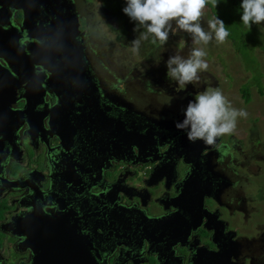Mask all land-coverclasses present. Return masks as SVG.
<instances>
[{
    "label": "flooded vegetation",
    "instance_id": "flooded-vegetation-1",
    "mask_svg": "<svg viewBox=\"0 0 264 264\" xmlns=\"http://www.w3.org/2000/svg\"><path fill=\"white\" fill-rule=\"evenodd\" d=\"M74 4L84 33L82 41L77 38L80 44H74L76 55L84 62L80 70L84 75L81 82L85 87L86 81L93 80V85H88L85 93L78 94L75 91L78 79L69 74L67 88L62 89L65 98H62V107H66L62 113L71 131L59 130L57 123L55 129L67 137L70 153L60 157L62 163L58 166L62 152L58 153L56 149L59 144L56 135L33 133L35 139L31 141L26 121L14 133L9 128L7 144L0 145V222L5 218L9 221L24 210L16 207L23 196H34L30 202L42 206L43 211L52 209L56 204L52 193L58 191L50 186L53 180L59 181L57 175L69 183L57 200L76 206L80 199L71 188L75 184L74 170L80 171L77 176L84 188L80 196L89 198L104 224L105 232L100 230V236L94 241L93 254L97 264H193L197 260L200 264L209 260L212 252L219 253L220 263L224 264H264V216H260L261 208L256 201L262 186L251 175L254 170L256 173H253L259 175L263 164L258 149L253 148L245 154L243 140L236 134L225 135L211 146L202 141L190 142L185 130L180 136L175 125L184 119L188 102L194 100V85L189 84L181 90L175 82H163L148 73V67L113 68L108 65L92 39L89 20L81 8L82 1L74 0ZM11 20L19 27L22 14L15 12ZM18 33L16 31L15 35L18 44L25 46V34ZM5 53L3 51L0 56ZM36 69L38 75L44 73L38 67ZM23 78H26L25 73ZM27 79H24L26 85L38 91L40 78L29 73ZM0 87L6 88L1 79ZM23 87L18 90L17 98L24 93ZM56 94L57 91L52 94L46 91L43 106L36 111L52 116L59 113ZM23 107L24 102H18L15 109L22 110ZM99 118L106 122L104 128L111 125L108 135L112 136H105L106 131H101L97 122ZM47 123L45 118L42 122L45 131L50 130ZM163 127L175 131L162 133ZM253 131L254 128L250 131L249 142L243 141L246 147L252 144ZM42 135L46 136L49 146L42 141ZM0 140H3L1 135ZM150 160L156 163L148 164ZM71 165L74 169L67 175L70 177L62 178ZM156 167L159 168L149 181L148 177ZM186 167L192 170L186 187V192L189 187L191 198L180 202L184 210L174 220L162 223L155 235L145 227L142 217L147 215L158 219L166 214L155 202L167 189L166 184L161 181L155 187L156 183L163 176L181 181ZM107 169L110 170L108 179ZM102 171L105 177H102ZM118 180L120 182L116 183ZM173 182L169 181L171 187L164 200H171L175 195ZM193 183L196 187L199 183L202 188L198 186L197 189ZM109 189L111 197L100 195ZM37 191L42 195L37 197ZM120 192L128 197L117 199ZM2 206L5 207L3 212ZM199 217L201 222L197 220ZM141 223L142 227H139ZM17 243L0 248L1 264L29 261L30 252L22 253L23 249ZM8 246L12 254L14 250L19 251L14 253L13 260L4 253Z\"/></svg>",
    "mask_w": 264,
    "mask_h": 264
},
{
    "label": "water",
    "instance_id": "water-1",
    "mask_svg": "<svg viewBox=\"0 0 264 264\" xmlns=\"http://www.w3.org/2000/svg\"><path fill=\"white\" fill-rule=\"evenodd\" d=\"M15 12L22 14L19 27L14 25L11 20ZM78 15L74 0H0V54L3 51L7 52L0 56L2 61H0V79L6 87L5 89L0 87V135L3 136V140H0V145L7 144V134L11 132V129H13L14 133V130L18 129L26 121L30 135L28 138L31 141L35 139L33 133L41 132L48 133L49 136L56 135L59 142L56 149H58V153L62 152L59 155L58 166L62 163L60 157L67 155L68 152L70 153V149L66 145L67 137H65L64 133L56 132L55 129L57 123L59 130L62 129L66 133L71 131L67 127L65 115L62 113L64 108H66L65 106L62 107V98L65 99L62 97L64 95L62 89L67 88L66 84L69 74H74L75 78L78 79L75 89L78 94L85 93L87 86L93 85V80L91 82L86 81L87 86L85 87H83L81 82V76L84 75H81L80 70L84 62L81 56L76 55L74 48V44H80L77 40L82 41L84 37V33L80 29L81 25ZM16 31L17 33L20 31L18 34H25L24 39L28 44H26L27 42H23L25 46L18 44V38L15 37ZM37 67L44 72L41 73V76L36 73L38 71ZM63 67H67V70H63ZM51 68H53V71H51ZM24 73L26 78H23ZM29 73L40 78L38 91L35 87L32 90L29 85H26L27 83L24 79L28 81L27 74ZM50 73L51 77H49ZM95 86L97 85L95 84ZM22 87L24 93H21L19 98H17L18 90L22 89ZM46 91L50 94L57 91L56 96L59 99L57 107L60 109V112L57 113L58 117L57 114L53 116L41 115L36 111L43 106V94ZM18 102H24L22 110L15 109ZM33 117H36V119H33ZM45 118L50 129L48 131H45L42 125ZM97 122L101 131H106L105 136H109L108 132L111 130V125L106 129L104 128L106 122L102 118H99ZM161 131L163 133V131L174 132L175 130L174 128L163 127ZM176 131L181 136L182 130ZM105 136L101 138V144ZM182 136L185 135L183 134ZM42 139L49 146L46 136L42 135ZM124 140L125 136H123ZM183 162L187 165L185 161ZM155 163L156 161L151 162V160L148 162V164ZM159 167L153 169L148 177L149 181L155 176V172ZM73 169L71 165L64 176L61 175L62 173L59 170L58 172L62 178L70 177L67 175ZM73 172L75 184L71 188L74 189L76 194H79L78 199H80L76 202V206L61 199L57 200L62 190L69 185L66 180L59 179L57 175L56 177L59 181L53 180L54 183L50 186V189L58 191L57 193H52V198L56 201L52 209L50 208L47 212L43 211L42 206H37L34 202H30L29 199L34 196H23L16 207L17 210L20 208L24 210L9 221L5 218L0 222V230L18 240L17 246L23 249L22 253L30 252L29 261L20 264H97L96 257L93 254L94 241L100 236V230L105 232L104 224L100 220L99 214L95 212L96 209L90 204L89 198L80 196L84 189L81 186V179L77 176L80 171L77 173L73 170ZM109 172L110 170L107 169V179ZM191 172V167H186L183 172L184 177L179 182H176L177 178L170 180L168 176L158 179L155 187L158 186L159 182L163 181L167 189H164L165 192L155 202L161 205L166 214L158 219L150 218L147 215L142 217L143 221L146 222L145 227L154 231L155 235L159 233L162 223L174 220V217L184 210L180 206V202H184L185 198H191L189 196V187L186 192ZM102 177H105L103 171ZM169 181H174L175 195L171 200H164L168 195V189L171 187ZM119 182L120 180L116 183ZM197 184L202 188L199 183ZM148 186H152V184L148 183ZM193 186H195V183H193ZM198 186L195 187L198 189ZM109 191L110 189L103 191L100 195L111 197ZM36 194L37 197L42 195L38 191ZM125 196L128 197L124 192H120L117 195V199ZM202 196L199 198L201 204L203 202ZM13 207H15V204ZM170 209L172 212L169 213ZM197 220L201 222V217ZM205 226L207 227L208 225L205 224ZM139 227H142V223L139 224ZM146 237L150 240L148 236ZM148 239L146 241L150 243ZM220 262L221 255L212 252L210 259H206L200 264H224ZM193 264H199V261H194Z\"/></svg>",
    "mask_w": 264,
    "mask_h": 264
},
{
    "label": "rangeland",
    "instance_id": "rangeland-1",
    "mask_svg": "<svg viewBox=\"0 0 264 264\" xmlns=\"http://www.w3.org/2000/svg\"><path fill=\"white\" fill-rule=\"evenodd\" d=\"M83 5L89 26L98 50L102 53L101 57L111 67H127V68H146L148 73L159 78L163 82L174 83L166 73V61L169 57L180 55L187 58L194 47H199L192 43V38L188 33L176 32L169 35V40L166 45L148 44L143 40L140 41L138 54L131 51V42L137 38L128 36L126 41L130 47L123 45L117 37L118 35L112 31L106 24V6L103 0H80ZM226 4V5H225ZM222 5V12L225 14V19L228 20V2ZM104 6V7H103ZM226 6V7H225ZM215 13V12H214ZM212 13L209 8L205 9L202 26L208 30L207 22L212 19L217 13ZM223 14V13H222ZM242 12H239L234 18L231 26L235 27L236 32L231 33L236 42L227 39L226 43L217 44L215 39L205 46V51L208 55L205 57L209 64L207 72H202L200 82L194 85L193 90L196 94L204 91L206 88H219L222 93L228 98L232 106L247 111L246 119L239 118L234 134L241 138L246 144L249 142L250 131L255 129L252 144L247 147L244 145L245 154L257 148L260 152L263 164L259 168V175H251L258 180L262 186L259 198H256L260 205V216H264V23L260 25L253 24L251 29L243 26L240 20ZM87 23V22H86ZM175 28V24H173ZM144 71V70H143ZM164 75V76H163ZM163 76V77H162ZM246 134L248 136H246ZM230 144V141L227 140ZM5 207H1L3 212ZM2 231H0V248L3 245H15L18 241ZM18 244V243H17ZM18 251L4 252L13 260Z\"/></svg>",
    "mask_w": 264,
    "mask_h": 264
},
{
    "label": "clouds",
    "instance_id": "clouds-1",
    "mask_svg": "<svg viewBox=\"0 0 264 264\" xmlns=\"http://www.w3.org/2000/svg\"><path fill=\"white\" fill-rule=\"evenodd\" d=\"M218 3L219 0H126L123 12L136 23L134 31L143 29L131 42V51L138 54L140 41L149 37L154 45H166L170 33H188L192 43L199 47H194L187 58L180 55L169 57L166 75L181 90L189 84L196 85L200 82L201 73L209 68L205 46L213 39L217 44L226 43L230 35L228 27L217 15L208 20L207 31L202 26L205 9L209 4L216 8ZM240 8V20L245 28L250 30L253 24L264 23V0H242ZM247 116V111L233 107L218 87L206 88L188 102L184 119L176 122L175 126L186 131L190 142L202 141L211 146L219 138L234 134L238 119H246Z\"/></svg>",
    "mask_w": 264,
    "mask_h": 264
},
{
    "label": "trees",
    "instance_id": "trees-1",
    "mask_svg": "<svg viewBox=\"0 0 264 264\" xmlns=\"http://www.w3.org/2000/svg\"><path fill=\"white\" fill-rule=\"evenodd\" d=\"M225 2H228V20L225 19L226 16L224 12H222V5L225 4ZM241 3L242 0H219V3L216 8L212 7L211 4H209L207 7L212 11V13H217V17L224 22L226 27H228L230 32L228 39L232 40L233 43L236 42V40L231 37V33L234 31L236 32V29L235 27H233L232 29H230L229 27L233 22V18L239 12H242V9L240 8ZM103 4L106 6L107 26L118 35L117 39L122 42L123 45L130 47V44L128 45L126 41L127 37L131 36L135 39L140 35V31H143V29H140L139 31H134V29L137 28L136 23L131 21L130 18L123 12V8L126 7V0H103ZM143 41L148 44H152L151 37H149L148 40Z\"/></svg>",
    "mask_w": 264,
    "mask_h": 264
}]
</instances>
